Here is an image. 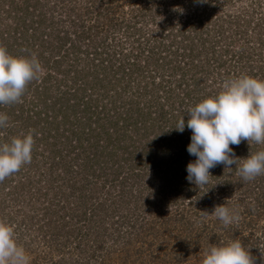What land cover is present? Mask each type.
Masks as SVG:
<instances>
[{"label": "trees", "instance_id": "obj_1", "mask_svg": "<svg viewBox=\"0 0 264 264\" xmlns=\"http://www.w3.org/2000/svg\"><path fill=\"white\" fill-rule=\"evenodd\" d=\"M139 1L0 0V44L13 56L35 53L44 68L22 103L0 106L9 117L0 142L29 129L38 133L32 161L21 168L19 179L13 175L0 183V219L10 214L9 201H22L17 195L32 205L39 201L31 211L18 209V214L24 210L22 225L32 230L21 245L32 254L30 264H164L160 250L195 229L193 214H211L225 203L239 211L240 221L225 228L209 218L207 232L195 231L200 233L194 237L197 251L240 239L261 264L264 234L257 233V224L264 216V175L245 182L235 165H218L210 170L209 183L198 188L186 179L187 165L196 159L187 151L191 130L186 126L180 133L174 127L182 116L187 122V109L221 90L226 73L264 79V16L255 20L252 44L231 49L236 34L247 35L240 21L250 26L253 11L246 9L244 18L242 11L227 17L216 15L214 0H142L148 8ZM124 3L143 7L133 8L127 19ZM192 4V11L179 17L181 8ZM231 15L234 23L228 22ZM140 19L153 26L143 29ZM119 30L133 34L128 48L116 43ZM230 56L237 68L230 67ZM230 146L240 158L264 149L254 143L250 148L247 141ZM125 148L134 150H129L135 162L128 169L133 180L115 196ZM138 148L140 158L135 157ZM150 163L147 185L163 197L167 190L173 193L169 209L134 190L141 167ZM32 180L44 185L36 192L38 201L27 200ZM52 194L58 195L45 202ZM102 210L120 216L105 224L101 215L97 223ZM117 225H125L123 243L113 238L116 229L119 236L122 232Z\"/></svg>", "mask_w": 264, "mask_h": 264}, {"label": "clouds", "instance_id": "obj_2", "mask_svg": "<svg viewBox=\"0 0 264 264\" xmlns=\"http://www.w3.org/2000/svg\"><path fill=\"white\" fill-rule=\"evenodd\" d=\"M206 3L207 0H197ZM44 68L35 53L13 56L0 44V106L22 103L28 85L41 78ZM188 120L182 116L174 129L183 133L191 130L189 155L196 157L186 168L189 183L198 188L207 185L211 169L223 165L232 169L245 182L264 175V149L250 152L246 158L237 157L230 145L239 146L247 141L264 145V79L242 75L227 79L221 90L186 110ZM9 117L0 112V129L8 127ZM173 129V128H172ZM34 129L21 132L9 142H0V183L18 173L32 161L35 145ZM38 135V133H35ZM202 217L212 216L227 228L241 219L239 211L224 204L214 207L211 214L200 211ZM261 264L264 252L261 251ZM0 264H30V257L16 239L12 224L0 219ZM202 264H256V257L240 239L210 246L204 253Z\"/></svg>", "mask_w": 264, "mask_h": 264}, {"label": "rangeland", "instance_id": "obj_3", "mask_svg": "<svg viewBox=\"0 0 264 264\" xmlns=\"http://www.w3.org/2000/svg\"><path fill=\"white\" fill-rule=\"evenodd\" d=\"M169 1H171V0H169ZM172 1H176V0H172ZM137 2H138V0H137ZM139 2L141 5L145 6L146 8L149 7L148 3H144V1H142V0ZM213 3H215L218 6V8H216V10H215L216 15L226 13V14H228L227 17H229V14L233 15L235 13H239L242 11L244 15H242L243 17L242 16L241 17L244 18V16H246L245 12H244L246 9H249V11L250 10L253 11L252 13H253L254 18H253V20H251L250 26H248L247 24H244V22L240 21V24H241L240 29L244 28V30L247 31V35L246 34L245 35L236 34L234 37L235 39L232 42L233 47H230V48L231 49L238 48L239 43L242 44L243 42H248L249 44H252L253 38L251 36L257 35L256 34L257 30L253 27L255 25V20L257 17L264 16V0H214ZM143 6H129V3H124L123 8L127 12L129 11V13H127V19L130 18L131 13H133V12L135 13V10L133 11V8L138 9L140 7H143ZM193 6L194 5L192 4L189 7L188 6L182 7L180 10V13H179V17H184L185 15L189 14V11H192ZM138 11H139V9H138ZM148 11H149V9L143 11V13L145 14L144 16L147 17ZM232 15L230 16L231 18L228 21L229 23H234V19H232L233 18ZM142 18L144 19V17H142ZM159 19H160V21L163 20L162 18H158L157 20H159ZM138 22L140 25H142V28L145 30L147 29L148 25L153 26V24H146L147 22H143V20L138 21ZM229 29L230 30L227 31V34H228V32L231 33L232 29H235V24H234V26L231 25V27ZM115 37H116V40H115L116 43L120 42L124 46H126L127 48L130 46V44H132L131 41H133V39H134L133 34L127 35L122 30H119L118 33L115 35ZM249 39H250V41H249ZM228 41H229V37H228ZM83 46L86 47V43H84ZM229 58H231V56ZM235 59H236L235 56L233 58H231L230 67H232V68L234 66L235 67L237 66L236 62H234ZM233 63H234V65L232 66ZM233 74H235V73H232V72L230 74L226 73L225 76L223 77L224 79H222L223 81L219 84L222 85L225 80L237 78L240 75V74H237V77H234ZM257 76L259 77L260 75L257 74ZM217 80H219V77ZM174 82L175 81H172V83L171 82H169V83H171V86H174ZM175 90L178 91V88H175ZM129 150H133V148H125L123 151V154L120 155V161H121L122 167L119 169L120 172L118 173L116 185L114 186V189H113V194L115 196H116V192H118L117 190L120 187H122L123 184L130 185L132 180H133L132 175L130 173V170H128V169H130V167H131V165H130L131 162H133V164H134L135 160L133 158V152L130 153ZM140 152L142 154L143 150L138 148L137 152H135V157L140 158V156H137V154L138 153L140 154ZM132 159H133V161H132ZM139 163L142 164L141 162H139ZM107 164L109 165L110 163L108 162ZM152 167H153V165H151V163H150V165L148 164V165H145L144 167H141V170L144 173H143V176H141V177L136 176L138 184H136L137 188H135L134 190L136 191L137 195L140 194V197H143V198H145L146 196L150 197V195H151L150 198H153L154 201L156 202V204L160 203V206L162 208L164 207L163 208L164 210L169 209L170 205H169V203H167V201H171L169 199H173V193H171L169 190H167V191H165V197H163V193L152 192L154 189L151 191L150 187L147 185L149 178H150V171H147L146 168L151 169ZM138 169H140V168H138ZM107 170H108V168H107ZM139 171L140 170H138V172ZM18 175H20L19 172L14 175L13 180H16L19 177ZM23 176H25V175H23ZM154 182H156V180H154ZM43 186L44 185L41 181L32 180V181L28 182L27 188L30 189V194L28 195L29 199H27V200L38 201L36 198V192H37V190L44 188ZM213 192H214V190H212V192H210V193L213 194ZM57 195L58 194H56V195L54 194L52 197L48 196V198L45 199V202H49L48 199L53 198V197H57ZM180 195H182V194L180 193ZM17 196H18V199L22 200V201H20L18 203H14V202L9 201L8 208L10 210V214H7L4 218V220L14 226L17 242L19 245H22L23 238H25V240H29V238L32 234V230H31V232H29V230H27V228H26V225H22L23 223L21 222V220L23 219L22 214H24V210L22 209L23 212L20 213L21 215L18 214L19 210H20L19 206H26V208L30 209V208H32V206L34 207L35 205H37L39 201L36 202V204L32 205L31 202H27V201L23 200L25 198H21L20 195H17ZM107 197H108V199H106V200H111L109 198V195H107ZM7 199H8V197H7ZM54 200H56V199H54ZM94 201L95 200H91V201L87 202V205L91 204ZM109 202L110 201H107V203H109ZM196 202H199V201H196ZM54 205L55 204L53 203V208H54ZM112 205L113 204H111L109 206H112ZM14 206H16V209H14ZM115 206H116V204H115ZM89 207L91 209V205H88V208ZM69 209H71V208H69ZM30 211H31V209H30ZM200 211H202V210H199L198 212H200ZM113 212L114 213L107 212V214H106V212L102 210L101 214L99 216H96L95 222L99 223L98 219L103 216L104 220H105V224H108V223L111 224V222H113V220H118V218L120 216V213H118L116 210ZM200 213L193 214L194 215L193 217H195L197 219V221H195V224H196L195 229H193L190 233L184 231L180 237L176 238V240L174 242H172V240H170V241H167L168 243L164 244L163 249L160 250L164 254L163 255L164 264H202V261L204 258V252L199 251V252H201V254H200L197 251L196 246L194 245V241H195L194 237H199L200 233H198V235H196L195 231H199L201 233H203V231L207 232L209 230V227L212 225V223H211L212 221H208V219L209 218L212 219L213 217L208 216V217L203 218ZM262 214H264V211L261 213V215ZM206 220L208 221V223L205 222ZM117 226H119V225H117ZM117 226H115V227H117ZM122 226H125V225H122ZM122 226H119V228L117 227L118 229L122 230L120 236L118 234L117 229L116 230L114 229L115 231L113 230L114 231L113 238H115V241H117L118 243H123V241H125L124 240L125 239V236H124V233H125L124 229L125 228H123ZM257 227L259 228L257 230V233L259 235L263 236V234H264L263 233L264 232V216L259 218ZM24 228L26 231L29 232V235L26 233L25 230H22ZM117 237H118V239H116ZM112 245H115V243H112ZM25 250H26V248H25ZM26 253H27V250H26ZM29 255H30V259H32V254H29ZM198 256H201V258H198Z\"/></svg>", "mask_w": 264, "mask_h": 264}]
</instances>
